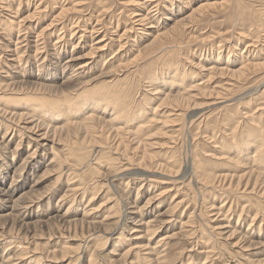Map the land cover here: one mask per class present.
<instances>
[{
    "label": "rangeland",
    "instance_id": "374dc122",
    "mask_svg": "<svg viewBox=\"0 0 264 264\" xmlns=\"http://www.w3.org/2000/svg\"><path fill=\"white\" fill-rule=\"evenodd\" d=\"M5 1L6 0H3L4 3H0L1 6H4L5 3H7ZM21 1H20L21 3L19 5L18 13H16V15L14 12L16 11V6L18 5L19 0H16V1L14 0L12 2V8L11 7L8 8V9H11L12 12L10 11L8 12V10L1 12V7H0V14H2L0 15V31H1L0 32V69L2 67V70H4V72L1 73L0 76L2 77L0 78L5 79V80L3 79L2 81H10V80H7L8 77L6 78L5 74H10L11 72L9 73L8 71V73H6L5 70H7V68L4 66L5 62L3 59L5 56L6 57L10 56L11 53L8 50L9 49L11 50L14 48L13 43L16 42V39H17L16 38L17 33L15 29L16 26L13 25L10 29L9 27L7 28L6 18L17 22L19 19L23 18L26 14H29L30 12L34 11L35 6H37L36 11L39 10L38 13H36L35 16L33 15L32 18L30 19V20H34L33 22L36 24L35 29H33L34 33H31L32 34L31 38L32 40H34L35 38L34 35L36 34V32L39 31L41 28H43L47 23H49V21H51V18H53V16H55L59 12L62 6H64L65 8H68L72 3L71 2L72 0H52V1L51 0H30V3L28 2L29 3L28 5V3L26 4V0H21ZM82 1H84V3L82 4L81 8L83 6L84 7L82 9L79 7L81 9V11H79L80 13L77 14L78 11H75L73 12V15L75 17L81 16V19L79 20L78 24L85 25V27L87 28V30L85 31H88L89 24L90 23L95 24V18L96 19L98 18V21L100 23H103V22L107 23V28L109 27V29H112L113 31L112 34L114 33L121 34L123 32V28H124L123 26L127 25L129 22L126 16L127 10H129L131 7H134L135 4H137L134 2H141L142 0H131L130 1L131 3H129V5L128 3H124V0H82ZM246 1L252 2V5H250L249 2H246ZM246 1L242 0L243 4L246 5L245 10L247 11V13L252 14L250 15L252 17V23H253L252 25L253 30L250 35L251 37L253 36L252 39H243L241 38V36H238L239 32H241L240 26H237V27L232 26L233 22L230 20L228 21L226 17L223 16V13H214L213 15L214 18L210 17V20L208 21L202 22V20L200 21L196 20L195 23L194 22L190 23L192 24L191 27L189 28L187 27V29L183 28L182 35L181 37H179L180 38L179 41L174 43V46H169L161 50L153 48L151 50L143 51L135 62L132 60L129 61V59H131L132 56L135 54V51L132 50L133 53H132V56H130V52L127 51L133 47L132 46L133 42L129 41L128 44H126V50H125L127 51V54L123 56L122 58L123 60L121 61L123 65L122 66L123 71H118L117 73L118 75L116 76L114 75L110 79H106V80L104 78H99V79L89 81L88 79H92L100 72L101 68L103 67L105 58L109 54H111L110 52H113V50H116L118 48L117 47L118 45L115 42L110 48L105 49L104 52L102 51L100 55H98L94 59L92 68L87 70L86 73H84L78 78H76L77 76H75L74 78L76 79H73L72 81L62 83L64 76L69 75L72 71V67H67V69L65 68L66 70L64 69L63 71L62 63L69 56L70 54L69 52H71V43H73V41L76 42L78 40V35H81L82 28H76L75 29L76 35H74L71 38L69 37L70 36L69 34L67 35L68 32L65 31L64 32L65 35L63 36V38H65L66 42H65L64 47L62 48L64 49V51L61 50L60 53L58 54L59 57L52 59L54 64H49L48 63L49 61L48 62L45 61L44 63H40L38 67V66H35V64L38 61L31 60L30 67L26 66L25 68H23L25 71L24 70L20 71V73H22L24 77L22 78V83L20 82L18 84L21 86V91L22 90L29 91L28 99H27L28 101L25 102V99H22V97H24V94L22 95L15 94L14 96L16 98L14 99L17 100V97L18 98L21 97V101L24 100L27 106H29L31 103L38 104V102L47 104L46 101L42 99V96L47 99L53 98V100L54 99L56 100L57 97H54V95L58 94L56 89H49L47 87L34 86L35 84H32L31 82H37L40 85H50V86L55 85L56 88H58L59 86V90H64L70 87L67 84L74 85L75 83H79V81L80 83L87 81L88 84L86 85V87L84 86L87 90L84 91L85 90L84 87H83L84 89L82 90V92L84 91L85 94H93V93L101 91L102 89L106 90L108 88L113 89V92H114L116 89H118V87H120L119 89L125 88L128 91L129 90L132 91V94H134V100L131 98L130 99L133 105H135L134 110L135 111L137 110L136 112H139L138 108L142 106L143 102L145 101V97L143 98V94H144L143 90L150 89L149 85L146 84L145 82L147 80V77L150 76L151 74L152 75L160 74L161 70L165 68L167 65L173 66V68L175 70H178L180 74H183L184 77L183 75L182 77L176 76V79L173 81L172 85L167 83V81L164 82L163 84L156 83L158 87L162 89V92L164 93L176 94L182 91L183 86H184L183 87L184 89H187L189 88L190 85H193L196 82H201V81H203L202 85L204 86H213L216 83L218 84L222 83V85H224L223 84L224 81L219 83V80H222L221 77L212 79L213 83H211L210 85L209 83L211 79H209L210 81L205 80L206 77H203L202 74H204L206 71L200 70V67L198 66L197 63L199 61H201V63H203L204 65L207 62L214 63L212 60H215L216 57H218L219 55L223 59H225L226 56H228L230 57V60H231L236 56L237 51L238 53L240 52V50L243 48L245 43L248 44L252 42H253V45H251L250 47L254 48L255 50H257L256 48H258V50L255 52L259 55L258 58H262L261 56L262 54H264V50H262L261 51L262 53H260L259 48L263 49V46H264V37H263L264 35L263 34L264 33V30H263L264 29V15L261 16L263 20L258 21L259 20L258 17H260L259 16L260 14L256 12L258 15H254V12L252 10L255 9L253 8L254 7L253 5H256L257 7H261L258 5L259 3L264 4V0H246ZM199 2L200 1L193 3L192 6H196ZM101 8H103V10ZM189 8H190L189 6H186L185 8H183V10L187 13L190 11ZM180 10L182 9L180 8ZM90 13H92L91 17H89ZM182 13L180 12L179 15L177 16H182L186 14L184 12ZM82 17L84 18L82 19ZM117 19L119 20L118 27L114 31L117 25V22H116ZM256 22L259 23L260 25L258 26ZM60 26L61 25L57 24L56 31L54 32V34H52L53 36L48 38L49 40L44 41L43 44L47 45V48L55 41V36L60 31ZM3 27H5L6 29H3ZM159 27H161V25H159ZM160 29L164 30V28L162 27ZM257 35H259V38H258L259 40L254 39V37ZM112 36L115 37V35H112ZM221 39H223L225 42L220 41ZM84 41L85 43L86 41H88L87 34L85 35V37H83L82 35V40L80 41V44L83 45ZM233 43H237L238 46H237V49L231 50V45ZM89 44L90 42H87L85 44L86 46H82L81 48L79 47V49L77 50H79L80 53L83 54L87 51L88 49L87 45ZM18 46H20V44H18ZM136 47L137 45H135V47L133 48H136ZM127 56L129 57L127 58ZM83 58L79 60H82ZM210 58H212V60ZM221 58L219 60L220 63L223 62ZM83 60H86V58H84ZM113 60L114 59H112L111 61ZM204 61H207V62H204ZM46 64H49V65H46ZM48 67L49 68L53 67L57 73V76L52 77L53 76L52 74L45 75L44 71ZM199 71H201V73H199ZM29 72H32L34 76L28 75ZM190 74L195 75L193 76V79L190 78ZM254 74H253V77L250 80H248L245 86L252 85V84L253 85L255 84V86L256 85L260 86L259 84L264 81V68L256 70ZM162 77L165 80H169L168 78L164 76V74ZM20 79L21 77L19 78V80ZM23 80L26 82H24ZM109 80L112 81L111 82L112 84H109L110 82ZM106 81H109L107 87H102L103 84H105L104 82ZM180 83L183 84L182 87H180L179 85ZM18 84L13 87V91H12L13 93L18 92V90H16ZM227 87L230 88L229 93L231 92L230 95H232L233 97L237 95V93H239L240 87L242 88L243 86L239 87L238 85L234 84L233 86L229 85ZM6 91H11V90L8 89V90L3 91V89H0V100H1L0 108L2 107L7 112H11L10 111L11 108L7 107L4 104V101H6V98H5L6 96H4L3 93ZM63 93H65V90ZM66 94H69V93H66ZM60 95L63 96L64 94L60 93ZM60 95L58 94V96ZM255 95H254L255 97L253 96V99L251 100H248L249 97L243 98L239 104L238 103L234 104L232 102L231 106L228 109L224 108L225 110L223 109L219 113H217L218 110H215L214 111L215 113H213L210 117H208L205 120L202 119L201 122H199L200 117L196 116L192 118L190 125L186 121L185 114H181V116L179 117H174L175 114H178L181 111H183V107H180L178 109L177 108L178 106L173 105L175 104V102H172L170 100V103H169V101L166 100L164 103H162L164 105L159 106V108L156 110L155 120H153V122H148L146 124V127L144 128V131L146 132V134L142 136L143 138L142 145H140V147L136 150H133V151L131 150L132 152L130 151V149H127L128 151L127 153L130 156L132 155L133 157H136L137 154L140 155L141 152L146 151L148 153L154 154L152 155L154 156L153 161L158 160L162 163H164L165 160L168 159L169 154H170V156L174 157L173 160L177 162L176 166L182 167L183 164L187 163L186 161L188 162L190 161V158L191 159L200 158L202 157V154H201L202 152L204 153L207 152L210 154L209 156L213 158L215 161H220L224 159H234L233 161L239 162L238 166H233L232 164L229 165L227 163L219 164L217 168L212 169L211 167L210 170H208V172L212 173L213 171H215L216 175H219V174H230L231 175L232 174L233 176L234 175L237 176L239 174H242V172L247 173L252 169L253 173L260 172L262 173L261 176L263 175L262 177H264V162L254 161L252 163L251 159L249 158V156H251L253 153L252 151L253 148H248V150H245L248 154L247 156L245 155L244 157L242 156L241 158V155H240L241 153L239 151L221 147L223 146L222 139L229 138L231 137L232 134H234L235 132L236 133L238 132L237 131L238 127L234 133H230L229 132L230 130L228 129L225 130V127L236 126L235 119H238L236 117L237 116L236 108H238V110L239 109L243 110L244 112L248 110L249 115L251 113L253 115H257L261 111V109L264 108V86L262 87L260 86L257 89V93H255ZM30 97H32L35 102L31 101L32 98ZM205 98H207V95L205 96L202 95V97L197 98V101H203L205 100ZM152 102L153 103L149 101V104L156 106L159 104L160 99H154ZM261 103L263 106L262 105H260L259 107L256 106ZM13 108H16V109L12 110V112L25 111L24 109H21L23 108V106L13 107ZM251 108H252V111H251ZM254 109L259 110V111H255L253 113ZM26 111H29V109H27ZM92 111L95 116L96 115L97 117L100 116L98 117V119L100 120L97 119L98 121L95 120L93 121V123L95 124L96 127H98L97 128L98 130H101L102 133L105 132V135H106V129L109 124L108 116L103 114L101 110H96V109L93 110V108L90 109V107L86 108L85 113L86 114L91 113ZM149 112H151V110ZM149 112H147L149 115L148 117H151L153 114L152 112L151 113ZM164 115H167V118L169 117L168 119L169 121H167L166 123H162L163 121L161 120V119H164L162 118L164 117ZM224 115L226 116V119L224 118ZM249 115L246 114L247 118L239 119L241 120L239 123V127H240L239 131L241 130L243 131L245 121L246 119H248ZM260 116H261V119H264V113L260 114ZM173 117L175 121L171 119ZM102 118L106 120L104 121L102 120ZM9 119H8L9 121H3V119L0 116V122H1L0 134L4 132V129H5L4 124H9L10 121H12L11 120L12 118H9ZM44 119L43 120L45 121V124L48 125L49 127L58 126V125H66L67 122H70L69 119L67 120L61 115L60 116L56 115V117L55 115H52L50 119H48V117ZM74 119H77L76 121H79V122H82L85 120V118H83L82 115H80V117L79 116L75 117ZM138 119H141V118H138ZM147 119L148 118H146V120ZM157 119L158 121H156ZM71 120H73V118ZM14 124H15V121L10 124L11 127L12 126L15 127ZM129 124L130 125H128V127L130 129H134V127L137 126L134 120L129 121ZM116 125L125 126V123L122 122ZM102 133L100 134V136L94 138L93 142L92 141H90L91 143L88 142L89 148L86 151V154H85L86 157H84L83 162L73 167L72 165L70 166L69 164L70 163L75 164V162H79V161H76L75 154L70 155L67 160H63L62 165L60 167L56 165L47 166L46 164L49 163L50 158L52 156L51 152L47 150H44V151L37 150L39 152V156L34 158L33 160L31 159L32 161L29 159L27 162H25L26 161L25 156L28 150H27V143H26L27 137L25 138L24 135L23 137L21 136V140H20L21 144L19 143L18 146L15 143L19 141V137H17L14 134L15 137L12 138L11 141L6 143L5 146H3L0 149V235L3 239L0 243V257H2L3 255H6L7 253H11L9 249L6 250V247L8 246L7 242L11 241L13 242V244H10L9 245L10 247L14 244L17 246L19 243H21L20 246L22 247L30 246L29 247L30 249L29 248L26 249L28 252L20 256V259L17 260L19 264H31V263L33 264L36 259H37L36 262L38 263L40 262L39 264H43V263L45 264H86L87 258H89L90 254L92 255V258L95 259L97 264H99V261L101 262L100 264H104L105 261L107 263H110L108 262L110 257L112 259L113 258L115 259L113 262H111L112 264H129L128 262L130 260H133L131 261L132 262L131 264H142L140 259H136V261H134V259H131L133 257L131 251L133 252L135 251L134 249H132L133 247H131L133 245L130 244L133 239L128 240V238L131 237L128 234V231H129L128 227L132 225L129 221H132V218H128L129 220L125 221L122 227L119 226L118 230L115 231V233L110 237V233H112L113 228L114 230L117 229L116 227L117 223H114V222L120 216L121 210L119 212L116 211L118 210V208H120L119 203L112 205L114 201L117 200V197L115 195V191L112 188H110V184L108 183V180H112L113 177L111 176V174L119 170V169L116 170V168L120 167L121 164H124L125 159L123 160L115 159L114 161H111V162L107 160L106 156H108L109 153L112 152L111 149L107 147L109 145H112L113 139L110 138L111 136L105 139ZM213 133L215 136H212ZM8 134L9 135H7L6 140L11 137L12 135L11 130H9ZM134 141L135 139L128 141L127 143L128 147L131 145L134 146L133 145ZM64 143L66 142L62 140V141H59L58 144H55L54 146L57 148V150H61L60 144L63 145ZM74 149H75V152L78 154V152L76 151L77 149L75 145H74ZM98 150L100 153H98ZM101 152H106V153L101 156L100 155ZM63 153L64 152H61L59 154H63ZM196 154L198 155V157H195ZM113 156H115V154H112V157ZM210 157H208L209 160H212L210 159ZM94 161L96 163H92ZM66 168L68 169L72 168L73 172L69 170L67 171ZM76 172L78 176L73 178L74 180L76 179L74 185L79 183L80 186L84 185L87 189V193L85 192V196L84 198H82V200H80V198L78 197L74 200L73 196L71 195L72 193H70V191L67 190V184H66L67 178L69 177V180H70L71 177L75 176ZM139 179L141 178H138V180ZM138 180L136 182L134 181V183H132L133 181H130L127 187L124 185L125 182L123 181L122 182L113 181L114 187L115 188L117 187L118 189L117 188L116 189L119 191L122 197L126 199V202H129L128 205L135 204L137 207H139L140 205L142 206L146 198L149 196V194L151 195L153 191L158 192L159 190L163 188L164 189L172 188L170 191H167L168 193H166L164 197H162V202L156 209L153 208L152 212L144 214L145 219L151 217L153 213L155 214L157 211H159L157 209L161 210L163 208H166L167 207L166 205H168L169 201L172 200V198H173V201L175 202L181 201V199L183 200L182 201L183 204L180 203L175 207L176 213L174 215V221L168 223L167 225L165 224V226L161 225L160 228L158 227L153 235V238L155 239L150 241V243L153 246L154 241L160 237H163L164 234L167 233V231H170V233H173V232L176 233V231L180 230L179 229L180 225L178 223L179 219L182 220V222L186 221L187 219L188 221L186 222L187 226L186 225L184 226L185 229L182 227L183 232H181L185 234L184 235L185 237L180 236V235L178 236V234H176L166 240V241H169V243L166 244L167 246L164 245L165 250L163 251L164 253L162 252V254L164 255V259L167 260L168 264H187V262L188 264H201L202 261L204 262L208 261L207 264H228L231 259L237 262L239 261L238 264H264V235H261V234H264V229H263L264 219L261 220L262 217H264V209H263L264 208V198L260 199L261 201L260 202L259 200H257L258 198L256 199V197L255 196L253 197V195H251L250 193L243 195V193H245L246 191L245 192L242 191V188L238 189L237 187H240V185L234 187V189L232 188L233 190L231 189L228 191L224 190V188L221 189L222 188L221 185H217V186L212 185V188L214 187V189L209 190V194L208 193L204 194L205 203H204V206L201 208L202 211L204 210H205L204 212L207 211V214L203 215L201 213L197 217L196 213L199 211L197 208V205L199 204L198 202L199 197H197V195H193L194 189L190 182L187 183L185 181L184 184L176 183L175 185L174 181H163L162 180L160 181V183L153 185L152 191L145 192V190H147V188L149 187L150 181H147L146 179H144L143 181L139 180L140 182L138 183ZM166 180H170V179H166ZM172 182L174 183V185L171 184ZM138 185H140L141 187L138 189V193H136V189ZM27 190H29L31 194L33 195H42L44 196V198L39 203H36L35 206L31 207L30 211L27 210L26 208L23 209L24 211L23 213L26 216L22 218L20 215L17 214L15 209H12V208L14 207L15 204L18 203L19 200L16 202V199L19 198L18 196ZM63 193H66V195L63 196L65 198L62 200L60 196H62L61 194ZM252 197L253 199L256 200V202H259V205L258 203L255 202V200L252 199ZM252 200L254 201V203L252 202ZM86 201H88L87 202L88 206L85 207L84 210H88L90 212L93 211L92 212L93 219L89 217L86 220L87 221L95 220L94 224L92 223L90 225L89 224L81 225L79 221L76 224L75 223L67 224L64 222L61 224L60 220L58 221L56 216L61 214L68 207V205L71 206L69 208L72 211V214L70 215L71 217L69 216L70 219L84 218L82 213L84 211L83 207L85 206ZM225 201L226 203H224ZM222 203H224V205L222 207L221 212L224 215V217L223 215H221L219 216L218 219H215L213 221H208V225L210 227L211 224L213 226L219 225V224L220 225L228 224V227L226 229L228 230L229 228V230L231 229L235 231L234 233L235 235L230 236V238L227 237V239H224L223 237L224 235L223 236L219 235L220 237L219 236L213 237L212 235L209 234L210 230H206L207 232L204 235V233H202V228L204 227V224L202 221H204L205 219L207 220L206 218L207 215L213 216V218L216 217L211 214L215 213L217 207H219ZM20 204H23L22 200H20ZM2 205H7L8 207L2 208ZM211 205L213 206V209H208L209 206ZM229 205L231 206L230 210L227 209L229 208ZM256 205H258V207H256ZM108 207H110L111 211H109L110 209L107 210ZM241 207H243L242 210H241ZM89 208H92V209H89ZM192 211L193 213H191ZM255 213H257L256 219L251 221ZM127 216L137 217V214L136 215L129 214ZM138 218L139 216L136 218V220ZM34 220L36 222H34ZM259 226H261L260 232H259ZM122 228L124 229L122 231L124 232L122 236L125 238V240H128V242H124V243L122 242L116 246L115 244L117 243L114 238L118 235V233L122 230ZM96 230L99 231L98 233L101 236L105 235V236H109V238L105 240V239H101V236L94 237L93 239H90L89 243L87 244L86 250H82L83 240L88 236V234H91L92 232ZM215 230L217 231V229ZM101 231H104L106 233H103ZM186 231L192 232L191 234H189L191 236H188ZM251 231L254 234L259 233L263 237L254 236L250 238V242L246 240H241L240 242H237L238 245H236L235 247H231V245L229 246L227 245L229 241L233 242L237 239L236 235L242 234L245 232H251ZM94 235H95V232L93 233V236ZM199 236L201 237L199 238ZM221 239H224V240H221ZM141 240H143V243L146 242V239L145 240L141 239ZM133 242H135V239ZM247 244H250V245L247 246ZM129 246H130V249L127 252L126 250ZM205 246L208 248L211 246L213 247V249L211 250L212 254L210 252L209 253L203 252L204 250L207 249ZM65 248L67 249L63 250ZM158 249L160 250L162 248L159 247ZM234 251H236V253ZM111 252H113L114 254H112ZM205 254L209 255V256L207 255L208 256L207 259L205 258ZM152 256L156 257L157 255L153 254ZM188 258H190V261H188L189 260ZM258 259H262V260L260 262L258 261L256 262L255 260H258Z\"/></svg>",
    "mask_w": 264,
    "mask_h": 264
},
{
    "label": "bare ground",
    "instance_id": "6f19581e",
    "mask_svg": "<svg viewBox=\"0 0 264 264\" xmlns=\"http://www.w3.org/2000/svg\"><path fill=\"white\" fill-rule=\"evenodd\" d=\"M13 1L14 0H6L5 2H7V3H5L4 6H1V4H0L1 12H4L6 10H8V12L9 11L12 12V10L8 9V8L9 7L12 8V2ZM20 1L21 0H19L18 5L16 6V11L14 12L15 15H16V13H18L19 5L22 2V1L21 2ZM130 1L131 0H124V3H128V5H129V3H131ZM197 1H200V2L196 6H192V4L197 2ZM28 2L30 3V0H26V4ZM71 2L72 3L68 8H65L64 6H62L61 9L59 10V12L55 16H53V18H51V21H49V23H47L43 28H41L39 31L36 32V34L34 35V37H35L34 40H32V38H31V36H32L31 33H34L33 29H35L36 24L33 22L34 20H30V19L32 18L33 15L35 16L36 13H38L39 10L36 11L37 6H35L34 11L30 12L29 14H26L23 18L19 19L17 22L6 18L7 28L9 27V29H10L13 25L16 26L15 29H16V33H17V37H16L17 39H16V42L13 43L14 48L11 50L10 49L8 50L11 53L10 56L9 57L5 56L3 59L5 62V64L4 63L3 64L7 68V70H5L6 73H8V71H9V73L11 72L10 74H5V77L6 78L8 77L7 80H10V81H2L4 78H0V89H3V91L8 90V89L11 90V91H6L3 93V95L6 96L5 97L6 101H4V104L7 107L11 108L10 109L11 112H7L6 110H4V108L1 107L2 109L0 108V116L3 119V121H9L10 120L9 118H12L11 119L12 121H10L9 124H4V127H5L4 132L2 134H0V149L3 146H5L6 143L11 141L12 138L15 137L14 134L17 137H19V141L17 143H15L18 146L19 143L21 144V142H20L21 136L23 137V135H24L25 138L27 137L26 143H27V150H28L26 153V156H25V158H26L25 162H27L29 159L33 160L34 158L38 157L39 156L38 151L47 150V151L51 152V154H52L49 163L46 164L47 166L48 165H52V166L56 165V166L60 167L62 165V161L67 160L68 157L70 155H73V154L76 155V161H79V162H75V164L70 163L69 165L70 166L72 165V167L76 166L79 163H82L84 160V157H86L85 154H86L87 149L89 148L88 142H90V141L93 142L94 138L100 136V134L102 133V131L98 130L97 129L98 127H96L95 124L93 123V121L97 120L98 117H100V116H98V117H97V115L95 116L93 111L91 113L86 114L85 110H86V108H89V107H90V109L93 108V110H95V109L101 110L103 114L108 116V123H109L108 127L106 129V135H105V132L102 133L103 137L106 139V138H109L111 136L110 138L113 139L112 145H109L107 147V148H110L112 152L109 153V155L106 156V158L110 162L114 161L115 159L116 160L125 159V163L121 164L120 167L116 168V170L117 169H119V170L115 171V172H113V174H111V176L113 177L112 180H108V183L110 184V188H112L115 191V195L117 197V200L114 201V203L112 202L113 203L112 205L119 203L120 208H118V210H116V211L119 212L121 210L120 216L114 222V223H117V226H116L117 229L114 230V228H113L112 233H110V237L115 233V231L118 230L119 226L122 227L123 223L125 221L129 220L128 218H132V221H129L132 225L128 227V230H129L128 234L131 237L128 238V240L133 239L132 242L130 243L133 246H131V245L130 246L133 247L132 249H134L135 251L134 252L131 251L133 257L132 258L130 257V258L134 259V261H136V259H140L142 264H168L167 260L164 259V255L162 254V252L165 250L164 245L169 243V241H166V240L168 238L176 235V234H178V236L179 235L184 236L185 234H183L181 232H183L182 227L184 228V226L186 225V222H188L187 219L184 222H182V220L179 219L178 223L180 225L179 226L180 230L176 231V233H174V232L170 233V231H167V233L164 234L163 237H160L154 241L153 246L150 243V241L155 239V238H153V235H154V232L156 231V229L158 227L160 228L161 225L165 226V224L167 225L168 223L174 221V215L176 213L175 207L178 204L182 203L183 200L181 199V201L175 202V201H173V198H172V200L169 201L168 205H166L167 206L166 208H163L161 210L157 209L159 211H157L155 214L153 213L151 217L145 219L144 214L152 212L153 208L156 209L160 205V203L162 202V197H164V195H166V193H168L167 191H170L172 188H167V189L163 188V189L159 190L158 192L153 191V193L151 195L149 194V196L146 198L144 204H142V206L140 205L139 207H137L135 204H134L135 206L134 205H128L129 202H126V199H124V197H122V195L117 190L118 188L116 187L117 188L116 189L114 187L113 181H119V182L123 181V182H125L124 185L127 187L128 183L130 181H133L132 183H134V181L136 182L138 180V178H141L139 180H142V181L144 179H146L147 181H150V182H149V187L147 188V190H145V192L146 191L147 192L152 191L153 185L160 183V181H162V180L163 181H174L175 185H176V183L184 184L185 181L187 183L190 182L192 184L193 189H194L193 195H197V197H199L198 198L199 200L197 199L199 202V204L197 205V208L199 211L196 213L197 217H198V215H200L201 213L203 215L207 214V211L204 212L205 210L202 211L201 208L204 206V203H205V195L204 194H206V193L209 194V190L214 189V187L212 188V185H216V186L221 185V187H222L221 189L224 188V190H226V191L231 190L232 188L234 189V187L240 185V187H237V188L238 189L242 188V191H244V192L246 191L245 193H243V195L250 193L251 195H253V197L255 196L256 199L258 198L257 200L260 201V199L264 198V177H262L263 175L261 176L262 173H260V172L253 173L252 169L247 173L242 172V174H239L237 176L234 175L235 177L232 174L231 175L230 174L216 175L215 171H213L212 173L208 172V170H210L211 167H212V169L217 168V166H219V164L227 163L229 165L232 164L233 166H238L239 162L233 161L234 159H224V160H220V161H215L213 158H211L209 156L210 154L207 152H205V153L202 152L201 153L202 157H200V158H197V159L196 158H192V159L190 158V161L189 162L186 161L187 163L183 164L181 167V166H176L177 162L175 160H173L174 157L170 156V154H169L168 159H166L165 162L162 163L158 160L153 161L154 156H152V155H154V154H152V153H148L146 151H143V152H141L140 155L137 154L136 157H133L132 155L130 156L127 153L128 152L127 149H130V151L131 150L133 151V150L138 149L140 147V145H142V141H143L142 136L146 134V132L144 131L146 124L148 122H153V120H155L156 110L159 108V106L164 105L162 103H164L166 100L169 101V103H170V100L172 102H175V104H173V105L178 106L177 107L178 109L180 107H183V111H181L178 114H175L174 117H179V116H181V114H185L186 121L190 125L192 118H194L196 116L200 117L199 122H201L202 119L205 120L208 117H210L213 113H215L214 112L215 110H218L217 113H219L224 108L228 109L231 106L232 102L234 104L235 103L239 104L240 101L245 97H249L248 100L253 99V96L255 95V93H257V89L260 86L261 87L264 86V81L259 84L260 86H257V85L255 86V84L245 86V84L248 82V80H250L253 77V74L255 73L256 70L264 68V54H262V56H261L262 58H258L259 55L255 52L258 50V48H256L257 50H255L254 48L250 47L251 45H253V42H252V43H248V44L245 43L243 48L240 50V52L238 53V51H237L236 56L231 60H230V57H228V56H226V58L223 59L219 55L220 57L219 56L216 57L215 60H212V58H210L214 63H212V62L208 63L207 61H204V62H207L204 65L203 63H201V61H199L197 64L200 67V70L206 71L204 74H202L203 77H206L205 80L211 79V81L209 80L210 85H211V83H213L212 79L217 78V77H221L222 80H219V83L224 81L223 84L226 86L222 85V83L221 84L216 83L213 86H204V85H202L203 81H201V82L195 81L196 82L195 84L190 85L189 88H187V89H184L183 88L184 86L182 87V85H183L182 84L183 80H182L181 81L182 83L179 84L180 87H182V91L178 92L176 94L164 93V92H162V89H160L157 85V84H161V83L163 84L166 81H167V83L172 85L173 81L176 79V76L182 77L183 74H180L178 72V70H175L173 68V66L167 65L165 68L162 69L163 71L161 70L160 74H153V75L151 74L152 76L150 75L147 77V80L145 82H146V84L149 85L150 89L149 90H146V89L143 90L144 91L143 98L145 97V101L143 102L142 106H140L138 108L139 112H136L137 110L136 111L134 110L135 105H133V103L131 101V99L134 100V94H132V91H130V90L128 91L125 88L119 89L120 87H118V89H116L114 92H113V89H111V88H108L109 90L108 89H106V90L102 89L101 90V88H100L101 91L98 90L99 92H96L93 94H85L84 91L87 90L85 88L86 85L88 84L87 81H85L86 83L85 82L80 83V81H79V83H75L74 85H69L66 83L70 87L64 89L65 93H63L64 90H59V86H58V88H56L55 85H52V86L40 85L37 82H31L32 84H35L34 86L47 87L49 89H56V91L59 95H60V93H62L64 95L63 96L62 95L58 96V94L54 95V97H57L56 100L55 99L53 100V98H51L52 100L47 99V98H44L42 96V99H44V101H46L47 104L38 102V104L31 103L29 106H27L25 104V102L28 101L27 99H28L29 91L28 90L27 91H23V90L21 91V86L18 83H20V82L22 83V78L24 76L22 73H20V71H23L24 70L23 68H25L26 66L30 67L31 60L38 61L35 64V66H38L40 63H44L45 61L46 62L49 61L48 62L49 64H54L52 59L58 58L59 57L58 54L60 53V51L61 50L64 51V49H62L65 45V42H66L65 38H63V36L65 35L64 32L67 31L68 32L67 35L69 34L70 35L69 37L71 38L74 35H76V30H75L76 28H82L81 29V31H82L81 35H78V40L76 42L73 41V43H71V52H69L70 53L69 56L62 63L63 71L65 68L67 69V67H72L71 73L69 75L64 76L62 83L72 81L73 79H76V78L80 77L81 75H83L84 73H86L87 70L92 68V65L94 63L93 62L94 59L98 55H100V53L102 51L104 52L105 49L110 48L113 45V43L115 42L118 45L117 46L118 48L116 50H113V52H110L111 54H109L105 58L103 67L101 68L100 72L95 77H93L92 79H88L89 81L99 79V78H104L106 80V79H110L114 75L115 76L118 75L117 74L118 71H123L122 70L123 65H122L121 61L123 60L122 59L123 56L127 54V51L130 52V56H132V53H133L132 50L135 51V54L132 56L131 59H129V61L132 60L135 62L143 51L151 50L153 48L161 50V49L167 48L169 46H174V43L179 41V39H180L179 37H181V35H182L183 28L187 29V27L188 28L191 27L192 24H190V23H192V22L195 23L196 20H199V21L202 20V22L208 21V20H210V17H213L214 13H223V16L226 17V19L228 21L230 20L233 22L232 26H234V27L240 26L241 32H239L238 36H241V38H243V39H252L253 36L252 37L250 36L252 33V30H253L252 29V25H253L252 17L250 16L252 14L247 13V11L245 10L246 5L243 4L242 0H212V1L211 0H164V1H162V0H142L141 2H134L137 4H135L134 7H131L129 10H127L126 16H127V20L129 22L127 25L123 26L124 27L123 32L121 34H119V33L112 34L113 31H112V29H109V27L107 28V23H104V22L100 23L98 21V18L97 19L95 18V24L90 23L88 31H85V30H87L85 25L78 24L79 20L81 19V16L75 17L73 15V12H75V11H78L77 14L80 13L79 11H81V9L84 7L83 6L81 8L84 1L72 0ZM246 2H249V4L252 5V2H250V1H246ZM0 3H4L3 0H0ZM29 3H28V5H29ZM188 3H189V5H188ZM50 5H52V4H50ZM185 5L190 7L189 8L190 11L187 13L183 10V8L186 7ZM253 6L252 7L255 8L254 10H252L254 12V15L260 14L259 15L260 17L262 15H264V12H263L264 11V4L259 3L258 6H261V7H257L256 5H253ZM180 8L182 10H180ZM101 9L103 10V8H101ZM180 12L181 13L184 12L186 14L182 15L183 14L182 13L181 14L182 16H177V15H179ZM0 15H2V14H0ZM91 16H92V13H90L89 17H91ZM260 17H258V19H259L258 21L263 20V18L262 17L260 18ZM83 18L84 17H82V19ZM118 21L119 20L117 19V21H116L117 25H116L114 31L118 27ZM194 23H193V25H194ZM57 24L61 25L60 31L56 34L55 41L47 48V45H45L43 43L45 40H49L48 38L53 36L52 34H54V32L56 31ZM197 24H198V22H197ZM257 24H258V26L260 25L259 23H257ZM159 25H161V27L164 28V30L160 29L161 27H159ZM246 25H247V27H246ZM80 26H82V27H80ZM258 26H257V28H258ZM3 29H6V28L3 27ZM83 31H84V33H83ZM258 31H256V32H258ZM86 34L88 37V41H86V43L90 42V44L87 45V48H88L87 51L82 54L77 49H79V47L81 48L82 46H86L85 41L83 42L84 43L83 45L80 44V41L82 40V35H83V37H85ZM112 35H115V37ZM255 37H254L255 40H259L258 39L259 35L255 36ZM263 37H264V35H263ZM129 41L133 42V44H132L133 47H135V45H137V47L136 48L132 47L131 49L125 51L126 50V44H128ZM220 41H224V40L221 39ZM202 42H204V41H202ZM18 44H20V46H18ZM237 46H238L237 43H233L231 45V50L237 49ZM259 49H260V53H262L261 51L264 50V46H263V49L262 48H259ZM83 57L86 58V60H83L84 59ZM128 57L129 56H127V58ZM81 58H83V59L79 60ZM220 58L223 60L222 63L219 62ZM112 59H114V60L111 61ZM200 60H201V58H200ZM23 64H24V66H23ZM49 64H46V65H49ZM112 67H113V69H112ZM2 72H4V70H2V67H1L0 75ZM44 72H45V75H51L52 74L53 75L52 77L57 76V73L53 67H51V68L48 67ZM199 73H201V71H199ZM163 74L169 80L163 79V77H162ZM186 74H187V72H186ZM28 75L34 76L32 74V72H29ZM75 76H77V77L74 78ZM193 76H195V75L190 74L191 79H193ZM0 77H2V76H0ZM20 77H21V79L19 80ZM37 77H39V76H37ZM183 77H184V75H183ZM15 79H16V81H15ZM17 80H19V81H17ZM109 81L104 82L105 84H103L102 87H107L108 82H109V84H112L111 83L112 81L111 80H109ZM24 82H26V81H24ZM16 83L18 84V86H17V88L16 87L15 88H16V90H18V92L13 93L12 92L13 87L15 85H17ZM167 83H165V84H167ZM253 83H255V82H253ZM234 84L238 85L239 87L240 86H243V87L242 88L240 87L239 93H237V95L232 97V95H230L231 92L229 93L230 88H228L227 86H229V85L233 86ZM83 87L85 88V90L82 92V90L84 89ZM111 87H112V85H111ZM186 87H187V85H186ZM16 90H15V92H16ZM66 93H69V94H66ZM15 94H17V95L18 94H21V95L24 94V97H22V99H25V102H24V100L21 101V97L20 98L17 97V100L14 99V98H16L14 96ZM202 95L203 96L207 95V98H205V100H203V101H197V98L202 97ZM255 96H257V95H255ZM157 97H159V98H157ZM30 98H32V97H30ZM154 99H160L159 104L156 106L149 104V101H151V103H153L152 101ZM31 101H34L33 98ZM260 105H262V103L258 104L256 106L259 107ZM19 106H23V108H21V109H24L25 111L12 112V110L16 109L13 107H19ZM27 109H29V111H26ZM236 109L238 110V108H236ZM258 109H260V108H258ZM262 109H264V108H262ZM262 109L257 115H253L252 113L249 115L248 110L245 112L243 110H240V109L238 111L236 110V114H237L236 117L238 118V119H235V121H236L235 125L236 126H232V127H225L224 125L223 126L225 127V130H227V129L230 130L229 131L230 133H234L238 127V130H237L238 132L237 133L235 132L229 138L222 139L223 146H221V147H225L227 149L229 148V149H234L236 151H239L241 153L240 154L241 158H242V156L243 157L245 155L247 156L248 153L245 150H248V148H253V150H252L253 153L251 155L252 158H251V156H249V158L251 159V162L252 163L254 161L264 162V119H261V116H260V114L264 113L263 112L264 110H262ZM150 110H151L153 115L152 116L150 115L151 117H148L149 115L147 112H149ZM251 111H252V108H251ZM255 111H259V110L254 109L253 113ZM151 112H149V113H151ZM246 114L249 115L250 117L248 116V119H246L243 131L242 130L239 131V128H240L239 123L241 121L239 119L240 118L241 119L247 118ZM52 115H55V117H56V115L57 116L61 115L65 119H67V120L69 119L70 122H67V124L65 123L66 125H58V126L49 127L48 125L45 124L44 120H46V119H44V118L48 117V119H50ZM80 115H82L83 118H85V120L82 122L76 121L77 119H74L75 117H78V116L80 117ZM174 117L171 119L174 120ZM72 118H73V120H71ZM138 118H141V119H138ZM146 118H148V119L146 120ZM162 118H164V119H161L163 121L162 123H166L167 121H169L168 120L169 117L167 118V115H164V117H162ZM224 118L226 119L225 115H224ZM98 120H100V119H98ZM102 120H104V118H102ZM132 120H134L137 124V126H135L134 129H130L128 127V125H130L129 121H132ZM14 121H15V124H14L15 127H13V126L11 127L10 124ZM156 121H158V119ZM122 122L125 123L126 127L116 125V124H119ZM0 125H1V122H0ZM101 127H103V126H101ZM9 130H11L12 135L9 139L6 140L7 135H9L8 134ZM212 136H215L214 133ZM133 139H135V141L133 142L134 146L131 145L128 147V144H127L128 141H131ZM62 140L66 143H64L63 145L60 144L61 150H57V148L54 145L58 144V142L62 141ZM222 144H220V145H222ZM74 145L77 149L76 151L78 152V154L75 152ZM238 147H239V149H238ZM93 151H95V150H93ZM61 152H64V153L59 154ZM98 153H100L99 150H98ZM105 153L106 152H101L100 155L102 156ZM112 154H115V156H113L114 158L112 157ZM132 157H133V159H132ZM195 157H198V155L196 154ZM208 157H210V159H212V160H209ZM224 157H226V156H224ZM94 159H95V157H94ZM240 161H242V160H240ZM92 163H96V162L94 161ZM133 165H135V166H133ZM66 169H67V171L69 170V171L73 172L72 168L71 169L66 168ZM76 174H77V172L75 173L74 177H71V179L78 176V174L77 175ZM71 179L69 180V177L67 178V183H66L67 184V190H69L70 193H72L71 195L73 196L74 200L77 197L80 198V200H82V198H84V196H85V192L87 193L86 187L84 185L80 186L79 183L74 185L76 179L75 180L74 179L71 180ZM166 179H170V180H166ZM139 180H138V183L140 182ZM165 183H167V182H165ZM171 184L174 185L173 182ZM140 185H138V187L136 189V193H138V189L141 187ZM29 192L30 191L27 190V191H24L23 193H21L18 196L19 198L17 197L18 199H16V202L19 200L18 203L15 204L14 207L12 208V209H15L17 214L20 215L22 218H24L26 216L23 213L24 212L23 209L26 208L27 210L30 211L31 207L35 206L36 203H39L44 198V196H42V195H33V194H31V192L30 193ZM61 195L62 196H60V198L63 200L65 198L63 196H65L66 193H63ZM253 197H252V199H253ZM20 200H22L23 204H20ZM253 200H255V199H253ZM253 200H252V202L254 203ZM14 202H15V200H14ZM87 202L88 201H86V204L83 207V210L85 209V207L88 206ZM255 202H256V200H255ZM224 203H226V201ZM224 203H222L219 207H217L215 213L211 214V215H214L216 217L213 218V216L207 215V217H206L207 220L205 219L206 221L205 220L202 221L204 224V227L202 228V233H204V235L207 232L206 230H210L209 234L212 235L213 237H217L219 235H222V236L224 235L223 236L224 239H227V237L230 238V236L235 235L234 234L235 231H233L231 229L229 230V228H228V230L226 229L228 227V224H221V225L219 224V225H215V226H213L211 224L210 227L208 225V221H213L215 219H218L219 216L223 215L221 210H222ZM256 203H258V205H259V202H256ZM258 205H256V207H258ZM4 207L6 208L8 206L2 205V208H4ZM69 207H71V206L68 205V207L61 214L56 216L58 221L60 220L61 224L63 222L67 223V224L68 223L69 224L70 223L76 224L78 221H79V223H81V225L82 224H89L90 225L92 223L94 224L95 220L94 221H87L86 220L89 217L93 219V213H92L93 211L90 212L88 210H84L82 213L84 218L70 219V217H71L70 215L72 214V211L70 210ZM110 207H112V206H110ZM110 207H108L107 210H109ZM230 207L231 206L229 205V208H227V209L230 210ZM89 209H92V208H89ZM208 209H213V206L212 205L209 206ZM242 209H243V207H241V210ZM263 209H262V211H263ZM109 211H111V209ZM193 211L191 213H193ZM259 211H260V209H259ZM129 214H135V215L137 214V217L139 216V218L136 220V218H137L136 216H129L128 217L127 215H129ZM196 214H195V216H196ZM256 215H257V213H255L253 218L251 217L252 218L251 221L256 219ZM189 216H191V215H189ZM223 217H224V215H223ZM201 219H203V218H201ZM263 219H264V217H262L261 220H263ZM34 222H36V221L34 220ZM260 227L261 226H259V232L261 231ZM123 228L118 233V235L114 238L116 243H117V244L114 243L116 246L119 243L128 242V240H125V238L122 236L124 233V232H122L124 230ZM215 229H217V231ZM192 231H194V230H192ZM94 232H95V235L93 236ZM94 232H92L91 234H88V236L83 240V243H82L83 249L82 250H86L87 244L89 243L90 239H93L94 237H100L101 236L98 233L99 232L98 230H96ZM101 232L106 233L104 231H101ZM191 233L192 232H187L188 236H191V235H189ZM261 235H264V234H261ZM261 235L259 233L254 234L252 231L251 232H245L242 234H238V235H236L237 239L233 242L229 241L227 243V245L228 246L231 245V247H235L236 245H238L237 242H240L241 240H246V241L250 242V238H252L254 236L263 237ZM200 237L201 236H199V238ZM108 238H109V236H105V235L101 236V239L106 240ZM134 239H135V242H133ZM141 239H144V240L146 239V242L143 243V240H141ZM224 239H221V240H224ZM2 240L3 239L0 235V243ZM218 243H220V242H218ZM7 244H8V246L6 247V250L9 249V251L11 253H7L6 255H3L2 257H0V264H19V262L17 260L20 259V256H22L23 254L28 252L26 249H28L30 246L22 247V246H20L21 243H19L17 246L14 244L10 247L9 245L13 244V242H11V241L7 242ZM221 245H222V243H221ZM248 245H250V244H247V246ZM130 246L127 248V250H126L127 252L129 251ZM212 246L209 248L205 246L207 249L204 250L203 252L204 253H209V252L211 253V250L213 249ZM159 247H161L162 249L159 250L158 249ZM13 248H14V250H13ZM66 249L67 248H65L63 250H66ZM239 249H240V247H239ZM234 252L236 253V251H234ZM111 253L114 254L113 252H111ZM153 254L157 255V256L156 257L154 256L155 257L154 258L152 256ZM207 255L208 254H205L206 259L209 256V255L208 256ZM227 257H229V256H227ZM188 259H189L188 261H190V258H188ZM114 260H115L114 258L112 259L110 257V259L108 260V262H110V263H107L105 261L106 263L104 262V264H112L111 262H113ZM261 260L262 259H258L255 261L260 262ZM36 261H37V259L34 261L33 264H39L40 263V262L38 263ZM131 261H133V260H130L128 263L131 264L132 263ZM227 261H229V260H227ZM100 263L101 262L99 261V264ZM207 263H208V261H206V262L202 261L201 262V264H207ZM224 263H225V261H224ZM232 263L238 264L239 261L237 262V261L231 259L228 264H232ZM43 264H45V263H43ZM86 264H97V262L95 261L94 258H92V255L90 254L89 258H87ZM187 264H188V262H187Z\"/></svg>",
    "mask_w": 264,
    "mask_h": 264
}]
</instances>
